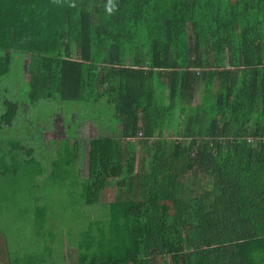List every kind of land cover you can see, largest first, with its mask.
<instances>
[{"label": "trees", "instance_id": "obj_1", "mask_svg": "<svg viewBox=\"0 0 264 264\" xmlns=\"http://www.w3.org/2000/svg\"><path fill=\"white\" fill-rule=\"evenodd\" d=\"M16 62L26 100L0 95L6 124L60 99L113 108L122 128L87 143L80 199L98 207L76 260L14 258L0 230V264H264V0H0V77ZM18 159L0 155L5 182Z\"/></svg>", "mask_w": 264, "mask_h": 264}, {"label": "rangeland", "instance_id": "obj_2", "mask_svg": "<svg viewBox=\"0 0 264 264\" xmlns=\"http://www.w3.org/2000/svg\"><path fill=\"white\" fill-rule=\"evenodd\" d=\"M26 60L27 57L23 63ZM27 78V75L23 76L21 64L16 62L9 74L0 77V92L6 90L11 98L20 103L24 102ZM101 104L60 99L40 101L30 106L34 108H29L28 115L19 114L25 116L26 120L28 116L30 124H20L17 129H6L5 134L8 137L18 138V135H21L22 139H27L26 145L23 146L32 151L31 157L39 161L37 166L35 162H26V157H20L16 161L17 174L14 175L12 170V176L16 178L13 184L12 181L5 182L0 176V230L8 241L12 257L22 258L28 254L42 253L50 260V251L53 250L51 260H76L78 249L73 248L71 242L76 240L78 230L82 228L79 226H87L98 206L86 205L80 199L81 176L78 172L70 170L60 176L57 173L54 176L50 174V155L56 154L54 146H60L50 144V123H53L51 117L54 111L60 107L66 117L65 127H70L72 134L80 133L86 119L105 120L106 109L102 108ZM87 121L85 123L88 124ZM111 121L117 123L114 118H111ZM57 123L60 127L58 132L62 135V121ZM45 135L49 137L47 145ZM82 142L88 143L85 139ZM40 170L43 171L39 172ZM6 176H9L8 172ZM186 185L190 187L192 183L188 180ZM99 206L105 215L106 211L103 210L107 209L108 203L101 202ZM42 221L44 224H40Z\"/></svg>", "mask_w": 264, "mask_h": 264}, {"label": "crops", "instance_id": "obj_3", "mask_svg": "<svg viewBox=\"0 0 264 264\" xmlns=\"http://www.w3.org/2000/svg\"><path fill=\"white\" fill-rule=\"evenodd\" d=\"M28 60V59H27ZM26 60V61H27ZM25 61V62H26ZM3 94V96L7 95L8 92H0V95ZM3 102V101H2ZM0 101V103H2ZM29 108L28 106H20V113H23L26 115L27 112L29 113ZM105 108V107H102ZM106 109V108H105ZM105 111V110H104ZM112 108H107L104 115L105 120L104 119H93V120H88V124L85 122L82 124V128H81V132L80 133H71L70 127L66 128L65 127V119L66 117L64 116V110L61 111L60 107L57 108L54 111V114L52 115L51 119L53 118V123H50V144L54 145H62L63 143L67 142L69 145H73L75 143V141H81V143L84 145V152L81 154V156H78V159L75 162V168L74 170L76 172L79 173V175L81 176V182L79 184V189H80V193L83 190V184L85 182V180L88 177V168H89V157H88V144H85L83 141V139H85L86 141L89 142L90 139L92 138H97L101 135L103 136H110V135H117L118 132L121 130L122 125L119 123H113L111 121V118H114L113 116V111ZM5 112V105L4 104H0V155L5 154L8 158V160H11L14 158V155L20 157H26V161H38L37 159L33 158V157H28V153L32 152L29 151L28 152H24L22 150V145H26L27 139H22V136L18 135V138H12V137H8L5 134V131L7 128H14L17 129V127L20 126V124L22 125H28L30 124L28 121V116H27V120L25 116H19L17 117V119H15L13 121L12 124H6L3 120V115ZM61 114V115H60ZM60 116V117H59ZM115 119V118H114ZM59 121H62V125H63V130L64 133L62 135L59 134V128L58 127V123ZM117 121V120H116ZM47 130V129H46ZM65 130L67 131L65 133ZM59 131V132H58ZM47 139H49L48 136L45 135V145H47ZM51 146V145H50ZM56 149V154L50 155V173H55L58 171V168L55 167L56 162H58V158L60 157V155L62 156V154L58 153V150L60 149L59 146L56 147L54 146ZM4 152V153H3ZM32 155V154H31ZM112 182V181H111ZM116 193H117V187L112 184L110 186H108L107 188L102 190L101 196H100V204L102 203H108V205H110L116 197ZM1 251H0V256H1ZM4 257V254L1 256Z\"/></svg>", "mask_w": 264, "mask_h": 264}, {"label": "built area", "instance_id": "obj_4", "mask_svg": "<svg viewBox=\"0 0 264 264\" xmlns=\"http://www.w3.org/2000/svg\"><path fill=\"white\" fill-rule=\"evenodd\" d=\"M139 135H141V133H139Z\"/></svg>", "mask_w": 264, "mask_h": 264}]
</instances>
